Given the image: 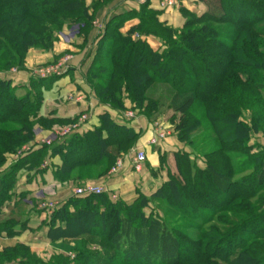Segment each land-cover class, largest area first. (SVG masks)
<instances>
[{
    "label": "trees",
    "instance_id": "16d2710c",
    "mask_svg": "<svg viewBox=\"0 0 264 264\" xmlns=\"http://www.w3.org/2000/svg\"><path fill=\"white\" fill-rule=\"evenodd\" d=\"M203 2L206 11L200 15L180 10L184 18L180 29L159 23L156 14L147 10V1L135 13L139 25L127 34L120 32L124 16L104 25L85 76L99 104L123 113L127 100L134 105V112L149 117L158 105L148 98V89L155 83L168 85L175 92L174 99L182 98L175 109L177 140L192 143V134L201 125L191 110L200 105L219 148L202 156L203 167L192 161L190 153L176 151L177 174H168V180L152 197L139 195L131 206L111 203L105 194L62 202L51 217L52 226L57 220L67 224L82 221L86 226L83 230L92 228L88 234L100 238V251L78 253L76 264H104L106 258L110 260L107 264H189L210 259L213 264H264V146L250 143L253 136L264 139V49L260 47L264 0ZM89 9L84 0H0V72L11 68L23 71L28 52L50 51L57 33L65 27L75 25L81 34L93 20ZM134 34L159 38L161 49L153 51L140 38H133ZM46 81L31 79L29 87L22 88L0 80V168L8 156L34 139L37 125L45 128L51 122L38 117ZM20 89L22 94L17 93ZM78 116L56 127L69 125ZM139 136L104 112L97 126L52 146L32 149L7 169L0 190V214L17 171L38 168L48 151L60 157L54 178L64 183L74 169L102 164L105 170L110 168ZM163 163L162 157L161 166ZM152 200L191 215L216 211L221 216L229 211L234 217L213 220L211 213L208 220L212 228L196 241L189 239L192 255L186 256V237L157 217L150 209ZM78 203L85 205H76L81 208L69 213L68 207ZM101 207L104 212L99 214ZM222 227L230 230L229 236H224ZM217 229L220 232L214 235ZM3 234L15 235L10 220L0 222ZM17 258L22 264L72 262L60 257L44 263L18 245L0 253V264Z\"/></svg>",
    "mask_w": 264,
    "mask_h": 264
},
{
    "label": "crops",
    "instance_id": "0c3cea01",
    "mask_svg": "<svg viewBox=\"0 0 264 264\" xmlns=\"http://www.w3.org/2000/svg\"><path fill=\"white\" fill-rule=\"evenodd\" d=\"M145 1L148 4L147 10L156 14L157 21L173 29H180L184 24V18L180 13L181 9L196 15L206 11L203 0H177L176 6L165 9L160 7L162 0ZM84 2L93 15L88 29L68 40L66 38L68 31L64 28L63 37L54 43L50 51L30 50L23 71L0 73V79L11 81L18 87L28 88L31 79H39L33 76V71L38 66H45L65 55H70L68 70L61 76L47 78L42 88V104L38 117L51 122L46 124L45 128L37 125L34 130V139L26 145L34 150L38 149L37 141L39 139L46 137L59 122L69 121L80 113L89 114V123L83 128V132H85L97 126L99 116L108 112L117 124L127 125L136 133H140L134 146L145 152L146 161L142 171L134 173L131 169L133 155L129 150L128 153L121 156V168L116 174L109 173L113 165L105 170V166L102 164L97 167L74 169L69 181L59 183L54 178V170L61 165L60 157L52 156L48 151L38 168L34 170L20 169L16 173L13 187L9 192L8 199L1 207L0 214V222L11 221L15 235L12 237L0 235V253L21 245L44 263L60 257L70 260L72 256L75 259L76 255L84 250L96 253L100 251L98 246L100 238L88 234L92 228L88 231L83 230L86 226L82 221L67 224L65 221L57 220L52 226L50 224L52 216L48 217L37 209L38 201L42 198H50L65 203L74 198V188L92 185L106 189V198L111 203L121 202L126 206H131L139 195L146 198L152 197L168 180V174H177L176 166L174 172L164 168V165H162L163 168L161 166L162 157L167 160L171 153L174 160L176 148L181 146V143L176 142L175 137H169L160 142L158 146H150L152 124L147 118L139 116L130 124L126 123L127 120L122 118V112L100 105L94 92L86 84L85 76L91 67L103 32L98 29L97 25L101 24L104 29L105 23L110 19L124 16L125 21L120 32L125 35L139 25V18L135 13L139 11L141 4L134 0H84ZM138 36L153 51L161 49L162 44L159 38L151 35ZM17 93L22 94L23 90L20 89ZM16 160L14 156H8L7 162L0 168V190L3 188L7 169ZM159 201L161 200H152L151 203L159 205L163 202ZM71 205L74 206H69L68 211L75 214L76 210L81 208L76 205L85 204ZM98 212L101 214L104 212V208L101 207ZM146 213H149L148 209ZM74 259L71 264H76ZM4 264H22V260L17 258Z\"/></svg>",
    "mask_w": 264,
    "mask_h": 264
},
{
    "label": "rangeland",
    "instance_id": "374dc122",
    "mask_svg": "<svg viewBox=\"0 0 264 264\" xmlns=\"http://www.w3.org/2000/svg\"><path fill=\"white\" fill-rule=\"evenodd\" d=\"M65 29H67V31H68V35L66 37L68 40L72 39V37L78 36L77 26L73 25L70 27H65ZM62 31L57 33V35H56L57 40L56 41H58L59 38L63 37ZM260 47L262 49H264V39H261ZM57 61L58 60H56L50 64H47L45 66L52 65ZM45 66H42V67H45ZM37 68H40V66H38ZM12 70L18 71L15 68H11L8 71H12ZM3 72L4 71H2L0 73H3ZM147 96L150 100L157 102V105H158L157 111L152 113L149 117L144 116V115H140L139 113H136L132 110L134 108V105L126 100V102H125L127 104L126 110H132L135 113L136 117L133 120H128L125 122L130 124L131 122L136 120L137 117L143 116V117L147 118L151 122L152 125L157 123V122L162 124L170 133L166 139H168L169 137H175L177 139L176 132L174 130V126H175L176 120L178 118V113L175 111V109H176L178 103H180V100L182 98H180L178 100L174 99L175 92L168 85H164V84H160V83L159 84H157V83L153 84L148 89ZM191 114L199 120L201 126L199 129L194 131V133L192 134V143L190 145H185V143H181L178 140H176V142L181 143L180 147L177 146L176 151L182 150V151H186L187 153H190L191 157H192V161H194L198 166L203 167L202 156L207 152L218 149L219 148V142L217 140V136L215 134V131L211 128L210 123L205 118L203 108L200 105H198V106L195 105L191 110ZM256 142L260 143L262 146H264V139L262 137H260L259 135L256 138L253 136L250 143H256ZM26 146H27L26 144L23 145L20 149H18L16 151V153L12 154L11 156L16 157L18 155L19 151L23 147H26ZM134 147L135 146H133L130 149V152L132 153V155H134L136 150H138V148H136V147L134 148ZM122 156H124V155H122ZM120 158L121 157H119L114 162V164ZM163 165L169 171L170 170L173 172L175 171V166H176L175 160H173V156L171 153L169 154V159L166 160V158H164ZM233 165H234V167L236 166L235 160L233 161ZM244 174L245 173L236 174V177L237 178L241 177ZM81 187H83V186H81ZM159 202H161V201H159ZM162 203L163 202H161V204L159 203V205L158 204L155 205L153 202L150 205V209L157 215V217L159 219H161L166 224V226L168 228L176 231V233L179 236L186 237L187 242H185V247L183 248V251H184V253H186V256L192 255V253H191L192 250H190L188 245H190L191 241H196V239H199L202 236V234L205 233V230L212 228V226H213L212 222H210L208 220V217L211 216V213L213 214V216L210 219H213V220H215L216 217H218L219 215H217L216 211H214V212L202 211L197 215H191L189 213L180 212L177 209L172 208L170 205H166V204H162ZM220 215H221V216H219L220 219L222 218L224 220H227L228 217H230V218L234 217V214L230 213L229 211L221 213ZM220 229L224 232V236L230 235V230H226L228 228L222 227ZM218 232H220L219 229H217L213 233H214V235H218ZM222 235L223 234L221 233V236ZM189 239L191 241H189ZM209 245L211 247V243ZM219 256H220V254H219ZM221 257H223V256H221ZM212 260L213 259H210V261H206V262L204 260H198L197 262H192L189 264H213V262H211ZM108 262H110V260H107V258H106V260L104 261V264H107Z\"/></svg>",
    "mask_w": 264,
    "mask_h": 264
},
{
    "label": "built area",
    "instance_id": "2783aa9c",
    "mask_svg": "<svg viewBox=\"0 0 264 264\" xmlns=\"http://www.w3.org/2000/svg\"><path fill=\"white\" fill-rule=\"evenodd\" d=\"M137 3H144L145 0H134ZM178 4L177 0H162L160 2V7L165 9L169 7H174ZM100 31L103 30V26L97 25ZM134 38H139L137 34L134 35ZM71 59L70 55H65L61 57L57 62L52 65L45 67L37 68L33 71V76L39 79H47L51 77L61 76L68 70V64ZM13 72L15 70H12ZM136 117L135 113L132 110H125L122 113V118L125 120H133ZM89 123V114L81 113L77 119L69 124L62 127H55L46 137H43L37 141L38 147L40 146H52L56 142H61L65 138L69 137L72 134L80 133L83 128ZM169 131L159 122L152 125V137L149 140L150 146H157L160 142L166 140L169 136ZM32 147L26 146L23 147L18 155L15 157L18 159L20 156L30 152ZM146 161V155L143 150H136L131 160V169L134 173H140L142 171L143 165ZM121 168V160L119 159L110 169V174H116ZM107 194V190L102 187L86 185L83 187H77L73 189L74 197H85L90 195H101ZM62 202L50 198H42L37 203V209L43 212L46 216L51 217L60 206ZM74 257H70L72 261Z\"/></svg>",
    "mask_w": 264,
    "mask_h": 264
}]
</instances>
